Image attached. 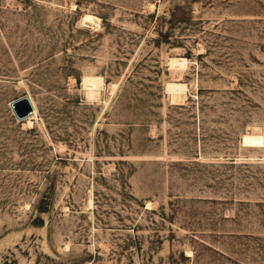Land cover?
Returning a JSON list of instances; mask_svg holds the SVG:
<instances>
[{
	"label": "rangeland",
	"instance_id": "rangeland-1",
	"mask_svg": "<svg viewBox=\"0 0 264 264\" xmlns=\"http://www.w3.org/2000/svg\"><path fill=\"white\" fill-rule=\"evenodd\" d=\"M0 264H264V0H0Z\"/></svg>",
	"mask_w": 264,
	"mask_h": 264
},
{
	"label": "bare ground",
	"instance_id": "bare-ground-1",
	"mask_svg": "<svg viewBox=\"0 0 264 264\" xmlns=\"http://www.w3.org/2000/svg\"><path fill=\"white\" fill-rule=\"evenodd\" d=\"M83 23L87 24V25H93V26H96V23L98 21V19L90 14H85L83 15L82 17V20H81ZM99 22V21H98ZM186 62L187 60L185 58H178V57H172V58H169V65L168 67L169 68H184L185 65H186ZM173 70V69H172ZM175 70V69H174ZM180 70V69H179ZM178 98L180 97H174L172 98V102L173 101H176L178 100ZM29 101V100H28ZM30 103V101H29ZM174 103V102H173ZM30 106H31V112L28 113L27 115L23 116L22 118H18L16 117L17 119L21 120L23 119V121L25 120V124L24 125H30L32 121H30L32 118H35L36 116V109L34 107V104L31 102L30 103ZM33 106V107H32Z\"/></svg>",
	"mask_w": 264,
	"mask_h": 264
},
{
	"label": "water",
	"instance_id": "water-1",
	"mask_svg": "<svg viewBox=\"0 0 264 264\" xmlns=\"http://www.w3.org/2000/svg\"><path fill=\"white\" fill-rule=\"evenodd\" d=\"M11 106L15 116L18 118H22L31 112V106L26 97H22L11 102Z\"/></svg>",
	"mask_w": 264,
	"mask_h": 264
}]
</instances>
